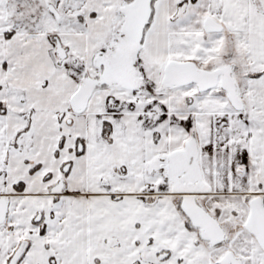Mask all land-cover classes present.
Returning a JSON list of instances; mask_svg holds the SVG:
<instances>
[{"label":"snow or ice","instance_id":"snow-or-ice-1","mask_svg":"<svg viewBox=\"0 0 264 264\" xmlns=\"http://www.w3.org/2000/svg\"><path fill=\"white\" fill-rule=\"evenodd\" d=\"M0 264H264V0H0Z\"/></svg>","mask_w":264,"mask_h":264}]
</instances>
